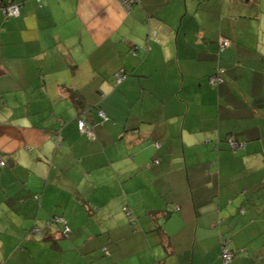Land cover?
<instances>
[{
  "label": "crops",
  "instance_id": "0c3cea01",
  "mask_svg": "<svg viewBox=\"0 0 264 264\" xmlns=\"http://www.w3.org/2000/svg\"><path fill=\"white\" fill-rule=\"evenodd\" d=\"M0 157V264H264V0H0Z\"/></svg>",
  "mask_w": 264,
  "mask_h": 264
},
{
  "label": "built area",
  "instance_id": "2783aa9c",
  "mask_svg": "<svg viewBox=\"0 0 264 264\" xmlns=\"http://www.w3.org/2000/svg\"><path fill=\"white\" fill-rule=\"evenodd\" d=\"M137 0H120V2L127 8L130 9L136 2ZM4 11L6 13H8L9 15L11 14H17L19 12V8L17 6H13V7H5ZM220 45L223 49L229 47L231 45V41L227 38H221L220 39ZM126 75H117L116 77L118 78L119 81L123 80L125 78ZM218 80H221V78L218 75H214L211 77V81L213 83H216ZM101 114L106 118V113L104 111L101 112ZM79 127L80 129H84L85 127H87L86 125V121L81 120L79 121ZM229 143L230 146L233 150H236L238 148L244 147L246 145V142H239L235 139H233L232 137L229 138ZM0 164L5 166L7 165V160L4 158L0 157ZM127 211H129V209H127ZM55 220H57L58 222H62L65 223V218L63 216H55L54 217ZM39 231V230H38ZM69 232H71V229L68 227V225H65V228L63 229V234L68 236ZM229 242L227 240H225L222 245L224 246L223 249V258L225 262H229L233 259V252L231 250H229L227 248Z\"/></svg>",
  "mask_w": 264,
  "mask_h": 264
},
{
  "label": "trees",
  "instance_id": "16d2710c",
  "mask_svg": "<svg viewBox=\"0 0 264 264\" xmlns=\"http://www.w3.org/2000/svg\"><path fill=\"white\" fill-rule=\"evenodd\" d=\"M135 3H136V2H135ZM5 4L8 5L9 2H6ZM215 75H218V76L221 78V80H218L216 83H213V82L211 81V78H210L211 84H217V83H219L220 81H222V77H221V75H219L218 73L215 74ZM213 76H214V75H213ZM211 77H212V76H211ZM233 139H234V138H233ZM237 141H238V140H237ZM228 142H229V138H228ZM239 142H242V141H239ZM243 142H244V141H243ZM229 145H230V143H229ZM230 147H231V146H230ZM241 148H242V147H241ZM231 149H232V148H231ZM238 149H240V148H238ZM238 149H236V150H238ZM127 209H128V206H125V207H124V210L127 211ZM162 212H163V210H162ZM167 214H168L167 212H164V213H163V216H166V217H167V216H168ZM224 241H225V239H222L221 242L223 243ZM229 250H230V249H229ZM232 252H233V251H232ZM233 255H234V252H233ZM234 256H235V255H234ZM234 256H233V258H234ZM223 262H224V263H227V262L224 261V258H223ZM229 262H230V261H229Z\"/></svg>",
  "mask_w": 264,
  "mask_h": 264
}]
</instances>
